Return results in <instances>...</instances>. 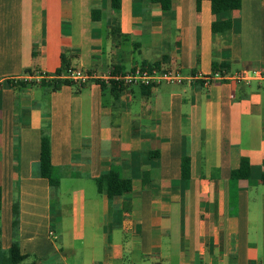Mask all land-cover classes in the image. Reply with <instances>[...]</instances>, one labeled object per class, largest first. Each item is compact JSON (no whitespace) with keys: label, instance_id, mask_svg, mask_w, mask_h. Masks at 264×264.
Returning a JSON list of instances; mask_svg holds the SVG:
<instances>
[{"label":"crops","instance_id":"crops-1","mask_svg":"<svg viewBox=\"0 0 264 264\" xmlns=\"http://www.w3.org/2000/svg\"><path fill=\"white\" fill-rule=\"evenodd\" d=\"M114 16L110 0H0V260L17 200L23 264H264V83L202 80L212 63L264 70V1L217 16L227 40L208 0H120ZM61 55L92 79L15 84L51 78ZM144 66L185 80L95 83ZM44 130L55 186L40 176ZM241 158L249 180L231 178ZM110 169L131 189L108 199L95 180Z\"/></svg>","mask_w":264,"mask_h":264},{"label":"trees","instance_id":"trees-1","mask_svg":"<svg viewBox=\"0 0 264 264\" xmlns=\"http://www.w3.org/2000/svg\"><path fill=\"white\" fill-rule=\"evenodd\" d=\"M111 8L114 13V18L112 21L114 24L117 22V16L120 10V0H110ZM155 3H158L162 10L167 11L170 9L171 0H153ZM203 0H196V9L199 10L200 3ZM211 5V14L214 17V20L211 24L212 34H220L224 40H227L228 33L230 30V21L229 20H218L216 19L219 14L228 13L233 10H238L240 8L241 0H208ZM264 1V0H262ZM211 73L219 72L221 74L229 73L228 64L225 62L221 63H212ZM69 62L66 58L61 55V62L59 68L50 75L51 78H40L38 82L35 80L23 81L20 80L15 84L21 87L29 85H40L51 91H57L61 86H73L75 83L67 78L69 74ZM33 76V74H29ZM95 83L99 84L101 87H104L106 84L102 81L95 80ZM6 85L10 87L13 85L11 82L7 81ZM113 89L121 88V85H117L113 82L108 84ZM39 170L41 178L47 180L48 184L55 186L59 184V180L55 179L53 176V167L50 162V143L49 136L46 130L41 133L40 140V155H39ZM181 177L182 179L189 178L190 163L188 157L181 158L180 163ZM250 177V166L248 160L241 158L240 164L237 170L231 173V178L249 180ZM96 187L99 193H103L107 198H112L115 196H120L124 193H127L131 189V183L128 179H124L120 176L119 172L114 169H110L107 172L101 174L96 180ZM260 182L264 185V172L260 176ZM0 207H1V190H0ZM19 225V205L18 201H14L12 204V243L10 248L3 252L1 255L0 264H23L25 260L29 258L28 255H23L20 253L19 244L17 241V230ZM47 259L42 260L45 262ZM35 264V262L31 263Z\"/></svg>","mask_w":264,"mask_h":264},{"label":"built area","instance_id":"built-area-1","mask_svg":"<svg viewBox=\"0 0 264 264\" xmlns=\"http://www.w3.org/2000/svg\"><path fill=\"white\" fill-rule=\"evenodd\" d=\"M68 79L73 81L75 85L81 87L87 81L92 79V76L80 71H69ZM95 80L102 81L105 84L113 82L122 86H142L153 87L160 83L181 84L185 78L178 72L162 71L153 67H136L126 73L108 72L100 76H94ZM33 79L27 80L28 82ZM203 85H208L212 81L231 82L236 84L249 85L253 82L264 83V70L258 69L253 71H238L234 73L221 74L219 72L211 73L204 77ZM49 236L56 239V236L49 232Z\"/></svg>","mask_w":264,"mask_h":264},{"label":"rangeland","instance_id":"rangeland-1","mask_svg":"<svg viewBox=\"0 0 264 264\" xmlns=\"http://www.w3.org/2000/svg\"><path fill=\"white\" fill-rule=\"evenodd\" d=\"M69 184H73L72 187L79 186V185H78L77 183H75L74 181H69V182L66 183V185L64 184V185L61 187L62 192H64V191L70 189ZM86 187H88V186H86ZM53 198H54V195H53ZM56 245H58L59 247H61V246H60V241H57V242H56ZM35 262H37V260H35Z\"/></svg>","mask_w":264,"mask_h":264}]
</instances>
